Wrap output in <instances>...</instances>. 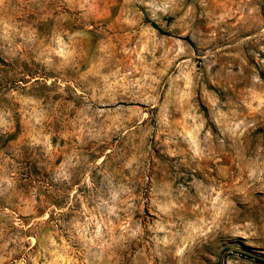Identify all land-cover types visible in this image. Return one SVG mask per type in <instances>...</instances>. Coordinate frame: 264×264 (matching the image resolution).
<instances>
[{
    "label": "rangeland",
    "instance_id": "1",
    "mask_svg": "<svg viewBox=\"0 0 264 264\" xmlns=\"http://www.w3.org/2000/svg\"><path fill=\"white\" fill-rule=\"evenodd\" d=\"M256 255L264 0H0V264Z\"/></svg>",
    "mask_w": 264,
    "mask_h": 264
},
{
    "label": "trees",
    "instance_id": "2",
    "mask_svg": "<svg viewBox=\"0 0 264 264\" xmlns=\"http://www.w3.org/2000/svg\"><path fill=\"white\" fill-rule=\"evenodd\" d=\"M154 26L156 27V28H158L159 29V31L161 32V33H165V34H169L168 33V31H164V29H162L159 25H157L156 23H154ZM244 255H248L247 253H243ZM252 257V256H251ZM255 259L256 260H258V261H260V262H264V260L262 259V258H259V257H256L255 256Z\"/></svg>",
    "mask_w": 264,
    "mask_h": 264
},
{
    "label": "water",
    "instance_id": "3",
    "mask_svg": "<svg viewBox=\"0 0 264 264\" xmlns=\"http://www.w3.org/2000/svg\"><path fill=\"white\" fill-rule=\"evenodd\" d=\"M257 257H259V258H262V259H264V257L263 256H260V255H256Z\"/></svg>",
    "mask_w": 264,
    "mask_h": 264
}]
</instances>
